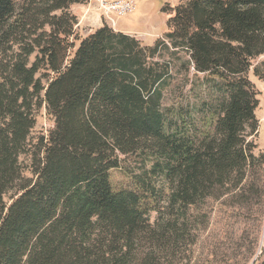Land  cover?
Segmentation results:
<instances>
[{"label": "trees", "instance_id": "1", "mask_svg": "<svg viewBox=\"0 0 264 264\" xmlns=\"http://www.w3.org/2000/svg\"><path fill=\"white\" fill-rule=\"evenodd\" d=\"M87 2L0 0V264H264V0H178L152 46L105 23L77 37ZM181 53L216 96L209 130L162 107Z\"/></svg>", "mask_w": 264, "mask_h": 264}, {"label": "rangeland", "instance_id": "2", "mask_svg": "<svg viewBox=\"0 0 264 264\" xmlns=\"http://www.w3.org/2000/svg\"><path fill=\"white\" fill-rule=\"evenodd\" d=\"M135 3V12L124 18L116 19L117 25H115V28L118 31L132 33L137 37H140L142 40L141 43L144 46H152L157 38L167 32V21L170 15L164 13L162 11L163 8L165 6L174 7L178 3V0H135ZM82 5L84 6L88 4ZM90 7H93L96 16L99 17V24H109L102 19L93 5ZM71 12L77 19V15L81 14V11L79 10ZM97 23L98 22H90L85 26L82 24L79 27L77 25L75 28V35L79 38L87 35L88 29L94 30ZM74 45L76 46L77 42H75ZM70 56H68V59ZM180 57V61H174L172 63L173 82L164 92L162 107L164 110L180 114L190 127L195 126L199 130H209L211 128L210 125L208 126V124H204L208 117V115H206L205 105L210 104L216 96L209 90L207 84L202 81L201 75H193L192 69H188L187 65L185 66V61L187 60L185 54L181 53ZM49 77H52V74H49ZM248 77L252 81L255 80L251 72ZM46 82L47 78L41 80L42 85H45ZM35 121V126L30 134L31 144H34L38 137L47 135L48 131L53 128V121L46 114L44 107L37 111ZM260 150L264 154V146ZM142 159V155L120 157L119 168L113 169L109 172V181L114 191L134 189L133 177L141 173L143 165ZM21 161L23 163L24 176L30 177V174L25 167L28 163V157H22ZM154 217L155 214L151 213L150 220L153 221ZM205 237L206 233L203 235V238ZM263 246V235L260 234L258 252Z\"/></svg>", "mask_w": 264, "mask_h": 264}, {"label": "crops", "instance_id": "3", "mask_svg": "<svg viewBox=\"0 0 264 264\" xmlns=\"http://www.w3.org/2000/svg\"><path fill=\"white\" fill-rule=\"evenodd\" d=\"M90 6L91 5H84V6L83 5H73V6H71V8H70L71 11H76V10L81 11V14L77 15L78 16V27L81 26L82 24L85 26V25L89 24L90 22H98L95 29H97L101 26V23L99 24V20H100L99 17L96 16V12L94 11L93 7H90ZM115 25H117L116 21H114L113 25L108 24V26L111 27L114 31L127 34L129 36L136 38L140 42H142L140 37H137L136 35H134L132 33H127L124 31L116 30ZM92 31H93L92 29H88V34L91 33ZM257 61L258 62L264 61V55L260 56ZM250 81L255 86V88L260 92L259 106L255 112V115H256V118L258 120V134H257L256 142L258 144L259 149H262L264 146V82L259 81L256 78H255V80H253V81L250 80Z\"/></svg>", "mask_w": 264, "mask_h": 264}, {"label": "built area", "instance_id": "4", "mask_svg": "<svg viewBox=\"0 0 264 264\" xmlns=\"http://www.w3.org/2000/svg\"><path fill=\"white\" fill-rule=\"evenodd\" d=\"M86 4L93 5L102 19L111 25L116 19L132 15L136 10L134 0H88Z\"/></svg>", "mask_w": 264, "mask_h": 264}]
</instances>
